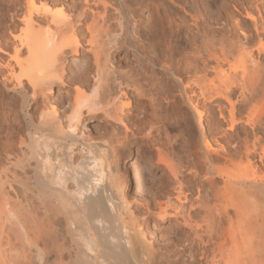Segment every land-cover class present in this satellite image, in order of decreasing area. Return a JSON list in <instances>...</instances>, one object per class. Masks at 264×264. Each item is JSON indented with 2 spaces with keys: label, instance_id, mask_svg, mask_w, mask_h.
<instances>
[{
  "label": "bare ground",
  "instance_id": "obj_1",
  "mask_svg": "<svg viewBox=\"0 0 264 264\" xmlns=\"http://www.w3.org/2000/svg\"><path fill=\"white\" fill-rule=\"evenodd\" d=\"M144 1L148 13L142 19L135 7ZM169 1L26 0L24 7L18 0L7 2L16 8L7 20L9 36L0 40L6 57L0 60V264H19L20 243L35 246L39 260L48 254V264H264V137L258 136L264 127L250 126L257 133L253 140L246 132L238 137L235 118L237 99L245 109L263 92L258 85L264 70L259 61L264 8L255 15L240 6L257 37L236 24L240 36L221 33L215 40L204 17L191 12L198 0L180 3L193 34L173 5L178 0ZM68 4L72 8L65 13ZM16 20L23 25H14ZM80 49L86 63L68 73L65 55ZM234 53L249 64L240 75L222 68ZM62 91L66 96L60 98ZM9 93L17 97L8 98ZM133 95L147 102L137 113ZM160 99L170 101L174 115L185 108L195 121L184 166L191 178L184 179L183 166L157 150L166 171L156 176H171L172 192L158 194L163 202H147L145 210L174 227L160 244L173 247L166 258L159 254L162 246L156 250L154 238L140 228L133 213L138 201L127 193L134 187L128 171L134 150L123 156L119 178L112 167L111 134L112 140L105 132L100 141L89 134L93 141L80 140L88 133L80 129L87 120L84 110L102 111L108 123H122L135 111L138 121L141 114L155 118ZM207 104L216 106L217 117ZM156 127H150L156 130L150 131L152 141L165 132ZM168 139L163 144L173 147ZM243 160L252 173L233 171Z\"/></svg>",
  "mask_w": 264,
  "mask_h": 264
},
{
  "label": "rangeland",
  "instance_id": "obj_2",
  "mask_svg": "<svg viewBox=\"0 0 264 264\" xmlns=\"http://www.w3.org/2000/svg\"><path fill=\"white\" fill-rule=\"evenodd\" d=\"M18 1H19L20 7L25 6L26 0H18ZM166 1L168 2L169 0H166ZM187 1L188 0H186L185 2H187ZM190 1L191 0H189L185 4L189 5ZM198 1H199V3H198V5H196L198 7H195L196 9H193L191 12L194 11L193 13L196 14V16H199V18H201L202 21L204 19L206 20V22L204 20L203 23L210 27V31H209L210 34L209 35H214L213 38L215 37L214 38L215 40H216V38L218 39V37H219V35H221V33L228 36L230 39H236L235 37L240 36L239 31H238L239 29H237V25H241L242 28L248 27L249 29H251L254 36H256L255 31L253 30L251 21L244 17L243 13H245V9L240 8V6L241 7H247V9L249 7L250 10L251 9H252V11L254 10L253 12H255L254 14L256 15L258 12L257 10L260 11L262 9V7L264 8V6H263L264 0H198ZM236 1H238V2H236ZM0 2H1L0 5L3 3L0 6V14H1L0 17H3L1 20L2 22L0 23V40H1L4 36H9V30L7 29V20L11 17V14L15 13L16 7L14 8L13 5L9 6V4L7 2L10 3L11 0H3V1L0 0ZM64 2H66L65 4H67L69 1H64ZM181 2H182L181 0H178V2L175 1L173 5L175 7H178L179 13L181 15L180 17H182L181 19L185 20L186 24L184 27L188 28L187 30L190 31L189 33L193 34L195 32V28L193 27L192 20L190 19V17L187 15L185 16L183 13V10H181L182 6L184 5V4L181 5L182 3H184V2H182V3ZM262 2H263V5H262ZM145 3H146V1H144L142 3V5H140V6L137 5L135 7L136 8L135 13L139 16L141 15L142 19H144L145 15L148 13L147 9L143 8ZM7 4H8V7H7ZM80 4H81V2L78 3L77 5H75L74 8H79ZM187 5H185V6H187ZM235 5H236V7H235ZM19 6H18V8H19ZM70 7L72 8V6L68 4V6L66 8H64V12L67 13ZM237 7H238V9H236ZM90 8L95 10V11L102 12L101 6L95 7L94 5H91ZM260 12L262 13V17H263L264 16L263 9ZM18 13H20V12L18 11ZM203 17H204V19H203ZM188 21H191V22H188ZM14 25L22 26L23 24L21 23V21L16 20ZM219 28H221V29H219ZM261 37H263V39H264L263 35ZM255 39H257V38H255ZM154 40H156V39H154ZM154 40H149L147 44L149 46H153ZM158 49H161V47H158ZM188 49H190V48L188 47ZM124 52H125V49H123L121 51V53H124ZM253 55L257 56V52L255 49L253 51ZM73 56H77V59L75 61H72ZM83 56H84V53H83V51H81V49L78 51L77 55L74 54L73 52H67L66 53L64 64L66 66L68 73L71 72V74H75L79 68H82V66L85 65L86 60L83 59L84 58ZM133 57H134L133 55H128V59H133ZM263 57L264 56L261 55L259 58V61L262 62V65H264V62L262 61L264 59ZM5 58H6L5 55L0 54V60H2V59L4 60ZM228 59H229L228 62L222 63L223 64L222 68L224 69L225 73H238L236 75H240L244 68L245 69L248 68L249 64L247 65L246 63H244L240 59L239 55L236 53H234ZM117 64L118 63L116 61L113 66H115ZM247 70H250V69H247ZM110 72H111V69L109 67H106L104 69V73L106 76H109ZM155 72L157 74L159 73V71H155ZM208 76H209V78L211 77V78L215 79L214 82L217 83L218 78L214 77L215 74L213 72H210L208 74ZM87 82L90 84H93L94 78H92L90 75H88ZM258 88L261 89L263 92L260 91L259 93H257V95H255L253 100L251 101L252 102L251 105L247 104L245 109L243 107L245 105H243L242 101L239 99L236 100L235 97H233V100H236V102H237L236 103V109H235V118L239 120L238 128L236 130V131H238V134H237L238 137L239 136L243 137L245 132H246L249 135L248 138L250 140H253V138H255L254 136L255 135L257 136V133L256 134L251 133L250 126L253 124L256 126L257 125L259 126L260 124H262L264 127V70H263L261 81H260V84L258 85ZM119 90H120V88H118V91ZM127 91H129V90H127ZM235 95L237 96V93H235ZM8 96H9L8 98L17 97L16 94H13V93H9ZM59 96H60V98L65 97L66 92L62 91L59 94ZM120 98L123 100L129 99L125 95L121 96ZM130 101H131V104L133 106L132 110H135L136 113L139 112V110H141L140 108H143L144 106L146 107V105H147V102L145 100H141L136 95H133L132 98H130ZM138 101H140V102L138 103ZM159 102L160 103L158 105V109L159 110L161 109L160 111H162V112L157 110V115L155 118H153V116L151 117L150 115L141 114V115H139L140 120L137 121L136 120L137 117L135 115L136 113H134L135 112L134 111L130 117L128 116V118H124L122 123L121 122L119 123L118 121L112 120L111 122L113 124H111V122H109V123L107 122L106 116L104 115V113L102 111L97 110V111H91L88 113V112H85L86 110H84V116L83 117H86L87 120L85 121L84 127L80 126V129L83 128V131L85 132V134L88 132L87 135H82L80 137V140H86L85 138L89 134V136L94 141L95 140L97 141V140H99L100 135L104 134V132H105V134H107V136H108L107 138L113 139V141L109 142V143H111L110 144L111 146L113 145L112 148L114 149L113 151H114V156H115L112 159V167L114 166L113 167L114 168L113 169L114 174L119 178L122 176V174L125 170L121 165V160H122L123 156L129 150L131 152H133V150H134L133 157L130 161V164L128 165V171L134 180V183H133L134 187L132 189L127 190V193L129 195H131L134 199H136V201H138L135 204L133 203V206L136 208V210L134 209V212H133L134 216L137 219H140L138 221L139 224H141L140 228L142 229V231L145 232V235L148 236L147 238H151V237H152V239L154 238V242H156L154 245V248L156 250H158L162 246V245L160 246V244H163V241L165 240L164 238H166V236H168V233L170 232L171 228L174 229L173 226L169 227V225L166 224L167 222L163 223L153 216H147L146 210H145L148 203L150 206H155L159 201L163 202V198H161L160 195H158V194H165L166 191L172 192L171 187H172V183H173L172 180L173 179L171 178V176H169V175L168 176L161 175L160 177L156 176V175H159L161 172L166 171L165 166H163V164H161V163H158L159 161H157L158 160L157 158H159L158 151H160L163 155H168L169 157H171L170 159L173 160L174 163L178 162L180 165L183 166V171H182L183 175L182 176L184 179L191 178L190 173H187L188 169L184 168V166L187 164V161H188L187 156H186L188 153L186 145H188L189 141H190V135H191L190 127H192L193 123L195 122L191 119V117L189 115L190 112H188L185 108L182 112V115L177 116V115H174L173 112H171V110H169V108H168V104H170V101H168V100L165 101L164 99L162 101L160 99ZM66 106H67V103L64 104V107H66ZM159 106H160V108H159ZM207 106H211L214 109L213 115H214V117H217L218 112H217V110H215L216 106L214 104L213 105L207 104ZM158 112L160 113L159 116H158ZM19 116H21V114H19L17 116L18 119L21 118ZM206 116L207 115H204L205 120L208 118V117L206 118ZM210 117H212V116H210ZM212 118H210V120H209L210 123H212V122L214 123V118L213 119ZM134 120H136V121H134ZM205 120H204V122H206ZM114 121H115V123H114ZM220 123L223 127H226L225 125H227V122H224V121L222 122L221 119H220ZM150 125H153L155 127H156V125H157V127L160 126V127H162L163 132L165 131L163 133L164 135L162 134V136H159L160 140L153 139V141H152V138H150V135H151L150 131H152V134H153V133H156V130H152L151 128H155V127L150 126ZM106 126H108V127H106ZM149 128H150V130H149ZM243 130H245V131L243 132ZM111 132H113V133H111ZM110 134H111V138H110ZM112 134H114V135H112ZM84 136H86V137L84 138ZM89 136L87 137V140H92ZM213 136L210 135L209 137L211 138ZM258 136L260 138L264 137V130H262L261 132H258ZM0 137H1V134H0ZM166 137H167V139L168 138L170 139V141L173 144V147H169L165 144L167 146L166 147L163 144V142L166 140ZM161 145H162V147H161ZM74 160H76V158H74ZM178 163H176V164H178ZM232 169L234 172L239 171V173L241 172L242 174H250L253 171V169L251 170L250 168L246 167L245 160H243L242 163L239 162L238 165L234 166ZM196 181H198V179ZM154 193L159 197H157ZM37 212L41 214L40 209ZM167 231H168V233H167ZM20 244H22V243H20ZM20 244H17V251H16L17 254L21 255V257H20V255H18V259H17L19 261V264H37V262H38V264H42V263L45 264L48 261V254L44 255V258L43 257L41 258L42 260L37 259L38 258L36 256L37 255V251H36L37 249L34 248L35 246L28 249V247L32 246L31 244H29L28 247L26 246L27 244L25 245V243H23V245H20ZM158 246H160V247L158 248ZM167 248H169V249H167ZM170 248L173 249V247L162 246L159 249L160 250L159 254H161V256L163 258L168 257V255L171 254V253H169V252H171ZM34 252H36V254ZM45 258H47V260ZM16 263H18V262H16ZM46 264H48V262Z\"/></svg>",
  "mask_w": 264,
  "mask_h": 264
}]
</instances>
